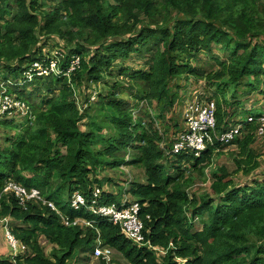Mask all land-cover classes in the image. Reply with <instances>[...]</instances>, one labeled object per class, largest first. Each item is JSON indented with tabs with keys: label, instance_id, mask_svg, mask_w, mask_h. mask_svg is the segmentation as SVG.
Here are the masks:
<instances>
[{
	"label": "trees",
	"instance_id": "trees-1",
	"mask_svg": "<svg viewBox=\"0 0 264 264\" xmlns=\"http://www.w3.org/2000/svg\"><path fill=\"white\" fill-rule=\"evenodd\" d=\"M57 1L0 0V77L16 79L8 93L23 97L35 116L10 146L0 145V194L18 184L40 189L47 201L23 205L15 191L4 193L0 216L10 218L27 253L0 264H79L98 238L127 264H264V178L240 182L264 176L257 172L264 103L254 105L264 95V0ZM133 54L143 63L127 66ZM44 59L65 71L78 65L70 76L22 86L29 63ZM115 67L123 80L90 100ZM203 83L216 86L213 95ZM188 86L200 102L215 103L216 127L203 133L201 152L175 153L181 135L192 132ZM81 90L87 109L75 97ZM124 90L135 102L119 97ZM139 101L136 119L131 107ZM222 156L233 169L218 162ZM123 182L129 187L118 190ZM76 191L87 206H72ZM124 195L140 203L142 243L92 209L120 204ZM114 254L99 264H116Z\"/></svg>",
	"mask_w": 264,
	"mask_h": 264
},
{
	"label": "built area",
	"instance_id": "built-area-1",
	"mask_svg": "<svg viewBox=\"0 0 264 264\" xmlns=\"http://www.w3.org/2000/svg\"><path fill=\"white\" fill-rule=\"evenodd\" d=\"M36 62H40V61H36ZM77 65H78V60L73 62V64L71 65L68 71H65L62 67H60V64L58 61L52 60L50 64L47 66V68L45 69L42 67L40 70H38V67H33L32 71L36 73L31 74L30 77H32L33 75L35 77H42L43 72H46L47 74H51V75L52 73H57L59 75L63 74L64 76H70L72 71L76 68ZM36 66L38 65L36 64ZM28 80H32V79L26 78V81ZM13 84L14 83L10 85L7 84V86H3L1 90L0 115L2 114L13 115V116L22 115L24 117H28V120L29 118L31 120L32 119L34 120L35 116L28 102L25 101L24 99L17 97L16 95L13 96V94L11 95L8 93V87H10ZM5 88L7 89L6 93L3 92ZM95 94H97V92H94L93 96H95ZM11 96H13L14 98L11 99ZM6 104H8V106L10 107L9 109H7ZM202 104L203 102H198L196 104H193L190 110L186 109V118L188 119V124L191 127L192 132L181 135L179 141L175 144V147H174L175 153H179L184 150H192V151L201 152L202 150L206 148V141H205V136L203 133L209 129H215L216 127V105L214 102L205 103L206 104L205 106H202ZM1 112H4V113H1ZM23 113H26V115H23ZM255 119L256 118L254 117H249L247 122H253ZM258 119L261 120L263 123V127L261 128L258 135L263 136L264 135V116ZM238 131L239 130L228 133L224 135L222 139L228 140L229 138H232L233 133L238 132ZM13 187L14 189H16L15 190L16 195L21 200V203H25L26 201H29L31 195H28V192H26L27 191L26 188L18 184H14ZM28 191L30 192V194L32 193V191L30 190ZM77 192H80V191H77ZM99 192L100 190H98V193ZM76 194L73 195V198L71 200L72 206L76 209L81 208L82 206L84 207L87 206L86 197L84 198L81 194L80 195L79 194L76 195ZM30 200H42V197L40 195L39 199H30ZM43 202L45 203L47 201L45 200ZM50 204L53 206L52 203ZM140 208H141L140 203L136 199H131L129 196H126L125 199L120 201V204H111V205L100 206V207H95V208L93 207L92 209L96 215L107 218L115 224H120L123 232L128 237H130L137 243H142L143 242V235H142L143 223L139 217ZM83 222L84 223L87 222L88 225L91 224L88 220H84ZM10 232H11V229H10ZM12 234L9 233L8 238L12 246L11 252H13L14 250H17V253L15 255L11 253L12 259L15 260L17 259V257L21 256L20 250L22 248V244L19 241H17L16 237ZM18 242H19V246H18ZM94 253L96 255L95 257L97 258L103 257L109 262L113 259L114 251L113 249L107 246H104L102 244L101 239L98 238V242L94 248Z\"/></svg>",
	"mask_w": 264,
	"mask_h": 264
},
{
	"label": "rangeland",
	"instance_id": "rangeland-1",
	"mask_svg": "<svg viewBox=\"0 0 264 264\" xmlns=\"http://www.w3.org/2000/svg\"><path fill=\"white\" fill-rule=\"evenodd\" d=\"M54 4H56V2ZM41 31L44 32L43 29H41ZM49 51H52V50H49ZM55 53H56V51L53 50L52 52H50V54H49L50 56L49 57H51ZM216 53L219 54L220 56H224V53L223 52L217 51ZM203 57L206 60H209L210 55L206 53V54L203 55ZM132 58H134V59H132L131 61H129L126 64L127 66L136 67L137 65H140V63H143V61H144V57H142L141 55H138V54H136L135 56L133 54L132 55ZM36 64L38 66H36ZM29 65H30L29 66V69H28L29 71H24V74L25 75L24 76L22 75V78H27V79H32V80H28V81L22 80V83L21 84H22V86L30 87V89L31 88L33 89V86L35 84V81H36V79H38L34 75L32 77H30L31 74L36 73V72H33L32 71L33 67H38V70H40L42 67L44 69L47 68V66H44V65H46L45 59L43 61H41V62H36V61L30 62ZM119 71H120V69L118 67H115L114 70L112 71V73H106L105 76H104V78L99 83H95L94 87L96 89H94L93 92L89 94V97L91 96L90 100L92 99V101H94V100L98 99V95L97 94L99 92L100 93H105V94L107 93L108 94L111 86H113L117 81L119 82L120 80H123L121 78V75L119 74ZM42 75H43L42 77H39V78H42L41 79L42 80L41 82L49 81V78L51 77V74H47L46 72H43ZM192 79H194L193 76H192V78H190V80H192ZM126 80H127V77H126ZM15 82H16V79L12 75H10L9 73H8V78H6V79L4 77H0V93H1V90H2L3 86H7V84L10 85V84L15 83ZM202 86L204 87L205 84L203 83ZM57 87H58L57 85H54V88L55 89ZM206 88L207 89H205V87H204L203 88V91L206 92V93H209L210 95L212 94V91H215L216 90V86H209V87H206ZM3 92L6 93L7 92V89L5 88L3 90ZM94 92H97V94H95V96H93L94 95ZM127 92L128 91L124 90V91L120 92L118 95H119V97L121 99H124L125 101H134L135 102V99H133L132 96H130V94H128ZM192 92H194V91L191 90V87L190 86H188L186 89L182 90V93L183 94L186 93L185 102H186V105H187V110H190V108H191V106L193 104H196V103L200 102V100H203V98L201 97V95L199 93H197L193 97ZM44 94L47 95V92H45ZM13 96H11V99L14 98ZM75 97H76V99L78 101V105L80 106V108L87 109V105L85 107H83V102L86 99L85 93L81 90V91H79V93ZM21 98H23V97H21ZM42 99H43V97H40L38 95H35L34 98H33V100H32V102L34 101V103H36V105L42 106L43 103H44L42 101ZM227 99L228 100H233L232 93H229L227 95ZM205 100H207V99H205ZM245 100L246 99H245L244 96H242L241 99L239 100L243 104V105H241V107H245L244 106L246 104ZM263 103H264V95L261 96L259 104H257V105L254 104V105H255V107H259V106L263 105ZM139 105H140L139 106L140 108L139 107H137V108L131 107V111L134 112V114H132V116L135 117L136 119H137V116L138 115H141L143 113V111L141 110L142 103L140 101H139ZM205 105H206L205 102H203L202 106H205ZM6 106H7V109L10 108L8 106V104H6ZM247 106H253V104H250V105L248 104ZM1 113H4V112H1ZM23 115H26V113H23ZM6 116L8 118H11L12 117L11 120H12V122L15 123L13 125H15L17 127H12L11 125H7L6 126L4 124V121H5V119L3 118L4 116L3 115L0 116V145L10 146L11 143L8 141V139L10 141H12L10 138H13L14 139V137L16 136V134L21 129H25L26 127H28V125H31V122H32L33 119L31 120L29 118V120H28V117H24L22 115H18V116H16V115L15 116H13V115H6ZM146 119H148V118H146ZM263 138H264V136H262L261 139H263ZM261 159H262L263 164L257 170V172L264 174V156L261 157ZM218 162L219 163H226L227 162L232 169L234 167L233 164H232L233 162H232L231 157H227V156L219 157L218 158ZM218 162L216 160V162H214L213 166L216 165ZM129 169H130V167H126L125 168V166H124L125 172L128 173V175L130 177H132L133 175H132L131 171H129ZM110 175H112L114 177V179H118L119 178L118 176H115L113 172H110ZM255 178H256V180H262L264 178V176L263 175H256V176L252 177L250 180L245 179V178H242V180H240V182H247L248 183V182H251ZM13 185L14 184L9 183L7 185V187H6V189L3 191V193L0 194V211L2 210V205L1 204H2V200L4 198V193H6L7 191H10L11 189L14 190V191L16 190V189H14ZM122 185L123 186L119 187L118 190L127 189L129 187V183H126V182H123ZM114 189H115V191H118L116 188H114ZM26 190L32 191L31 194H30V192L26 191V192H28V195H31L32 196V197L30 196V199H39V196L41 195L42 200H36V201H45L46 200L42 196V193H41V190L40 189H38V188H31V189L26 188ZM76 192L73 195H75ZM77 194H79V195L81 194L85 198V195L81 191L80 192H77ZM126 196H128V195H124L121 200L125 199ZM20 202H21V200H20ZM21 204L25 205V203H21ZM11 225H12V223H11V220H10L9 217H6V216H3L2 217V216H0V258H9V257L11 258V253L13 255H15L17 253V250H14L13 252H11L12 246H11V242H10V240L8 238L9 233L12 234L10 232ZM84 225L87 226L88 223L86 222V223H84ZM9 227H10V229H9ZM42 243H43V241H42ZM44 243H45V240H44ZM45 245H46V243H45ZM18 246H19V242H18ZM47 248H48V250L51 249L50 246H47ZM20 253H21V256H24V257L26 256V253H27L26 246L22 245V248L20 250ZM81 255L82 256H81V260H80V263L79 264H99V259L95 257L96 255H95V253H94L93 250H89L86 253L81 254ZM114 256H115V259L114 260L117 262L116 264H127V262L125 261V259L120 254H118V253L115 252Z\"/></svg>",
	"mask_w": 264,
	"mask_h": 264
},
{
	"label": "bare ground",
	"instance_id": "bare-ground-1",
	"mask_svg": "<svg viewBox=\"0 0 264 264\" xmlns=\"http://www.w3.org/2000/svg\"><path fill=\"white\" fill-rule=\"evenodd\" d=\"M27 191H28V190H27ZM28 192H29V191H28ZM76 222H77V221H76ZM81 224H82V223H81ZM103 261H105L104 258H103Z\"/></svg>",
	"mask_w": 264,
	"mask_h": 264
}]
</instances>
